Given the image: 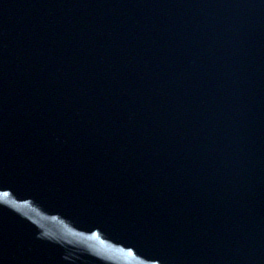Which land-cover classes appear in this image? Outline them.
Listing matches in <instances>:
<instances>
[{"label":"water","instance_id":"obj_1","mask_svg":"<svg viewBox=\"0 0 264 264\" xmlns=\"http://www.w3.org/2000/svg\"><path fill=\"white\" fill-rule=\"evenodd\" d=\"M81 264H264V0H27Z\"/></svg>","mask_w":264,"mask_h":264}]
</instances>
